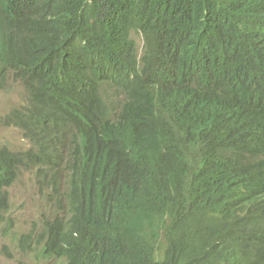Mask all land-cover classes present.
<instances>
[{"label": "trees", "instance_id": "16d2710c", "mask_svg": "<svg viewBox=\"0 0 264 264\" xmlns=\"http://www.w3.org/2000/svg\"><path fill=\"white\" fill-rule=\"evenodd\" d=\"M8 79L0 228L32 173L41 259L264 264V0H0Z\"/></svg>", "mask_w": 264, "mask_h": 264}, {"label": "rangeland", "instance_id": "374dc122", "mask_svg": "<svg viewBox=\"0 0 264 264\" xmlns=\"http://www.w3.org/2000/svg\"><path fill=\"white\" fill-rule=\"evenodd\" d=\"M141 44L140 40L138 41ZM8 79L0 84V115H7L22 101V88ZM0 144L13 150L27 147L25 141L15 130L0 127ZM48 190L35 182L32 173L22 172L8 189V224L0 228V264H63L59 260L41 259L37 254L36 243L40 234L52 218V208L47 200ZM27 236L31 246L21 247L20 238Z\"/></svg>", "mask_w": 264, "mask_h": 264}]
</instances>
